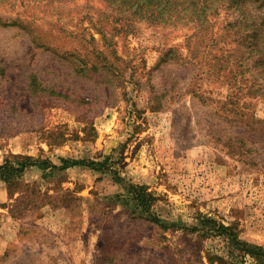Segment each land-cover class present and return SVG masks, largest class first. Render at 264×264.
Instances as JSON below:
<instances>
[{
	"label": "rangeland",
	"instance_id": "1",
	"mask_svg": "<svg viewBox=\"0 0 264 264\" xmlns=\"http://www.w3.org/2000/svg\"><path fill=\"white\" fill-rule=\"evenodd\" d=\"M144 1L0 0V164L110 168L0 180V264H218L226 241L184 227L204 218L264 247V0ZM131 184L180 227L140 217Z\"/></svg>",
	"mask_w": 264,
	"mask_h": 264
},
{
	"label": "trees",
	"instance_id": "2",
	"mask_svg": "<svg viewBox=\"0 0 264 264\" xmlns=\"http://www.w3.org/2000/svg\"><path fill=\"white\" fill-rule=\"evenodd\" d=\"M214 1L215 3H218L220 0ZM120 3L136 5V8L133 10V12H135L143 7L145 1L135 0V2L132 3V0H121ZM220 4L222 3H219L218 5ZM30 79L31 81L29 87L31 88V90H34V92H46V88L42 86V83L36 74H31ZM60 162L61 165H58L51 161L49 158H36L30 155L22 154L15 155L14 158L6 157L3 163L0 164V180H3L9 187L13 180L19 179L24 174V172L33 165H38L44 170H64L77 165L83 167H91L95 170L110 169L105 166L106 161L98 162L93 159L60 157ZM118 178L122 179V177L120 176H118ZM130 188L133 191L132 198H134L139 210L141 211L140 217L146 215L148 219L157 222L163 228H169L170 226H179L177 224H165L159 217L155 216V214L152 213L151 206L156 200V197L152 192L148 191L147 186L131 184ZM184 227L191 231H199V234H202L205 237L218 235L226 241L225 253L222 254L210 251L211 255L208 256V259L211 263L217 262L218 264H247L248 259H250L252 261L248 264H264V247L244 240L240 237L239 233L233 227L227 226L222 222H219L212 218H204L196 225Z\"/></svg>",
	"mask_w": 264,
	"mask_h": 264
},
{
	"label": "crops",
	"instance_id": "3",
	"mask_svg": "<svg viewBox=\"0 0 264 264\" xmlns=\"http://www.w3.org/2000/svg\"><path fill=\"white\" fill-rule=\"evenodd\" d=\"M9 200L4 182L0 181V254L3 253L8 243L17 234L16 224L5 204ZM2 204V205H1Z\"/></svg>",
	"mask_w": 264,
	"mask_h": 264
}]
</instances>
